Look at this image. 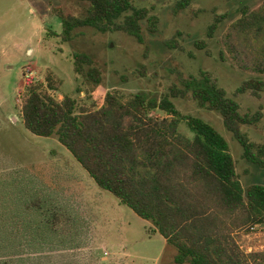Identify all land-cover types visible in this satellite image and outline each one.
<instances>
[{"label": "rangeland", "instance_id": "1", "mask_svg": "<svg viewBox=\"0 0 264 264\" xmlns=\"http://www.w3.org/2000/svg\"><path fill=\"white\" fill-rule=\"evenodd\" d=\"M178 1L131 0L156 19L155 25L141 23V44L126 33L93 28L76 30L71 43L55 37L63 16L87 15L90 5L83 0H0V264H175L176 250L152 222L99 188L56 137L25 128L20 105L30 81L46 85L51 77L58 101L70 95L80 106L99 109L108 93L129 105L140 93L163 97L190 77L207 79L239 105L242 116L259 117L241 131L249 142L264 145V89L239 92L251 81L264 83V74L236 67L225 45L243 11L261 10L264 0H195L179 12ZM236 42L254 60L264 58L263 39L241 34ZM76 53L95 61L103 73L100 85L76 76ZM172 102L228 142L245 190L264 186V170L244 158L220 114L190 98ZM151 115L167 116L159 109ZM180 131L193 136L185 123ZM238 241L247 254L264 252V226L241 233Z\"/></svg>", "mask_w": 264, "mask_h": 264}, {"label": "trees", "instance_id": "2", "mask_svg": "<svg viewBox=\"0 0 264 264\" xmlns=\"http://www.w3.org/2000/svg\"><path fill=\"white\" fill-rule=\"evenodd\" d=\"M83 1L90 5L87 15L63 16L62 32L53 34L64 43L74 40L76 30L93 28L123 32L143 44L141 23H156L152 10L135 8L131 0ZM193 1H178V12ZM241 34L264 40V7L244 10L225 39L236 67L264 74V58L254 60L236 42ZM73 65L76 76L101 84L103 73L89 55L74 54ZM46 82L25 86L20 105L25 128L39 137H56L99 188L152 222L176 250L175 264H264V252L247 254L238 241L241 233L264 226V186L245 190L228 142L202 119L182 114L172 100L190 98L199 108L220 114L244 158L264 170V145L249 142L241 131L243 125H256L259 117L242 116L224 90L202 78L190 77L163 97L140 93L129 105L108 93L99 109L80 106L70 95L58 101L51 94L56 91L52 78ZM259 88L264 89L263 82L251 81L239 92L257 95ZM157 109L167 116L151 115ZM182 123L192 138L182 135Z\"/></svg>", "mask_w": 264, "mask_h": 264}]
</instances>
